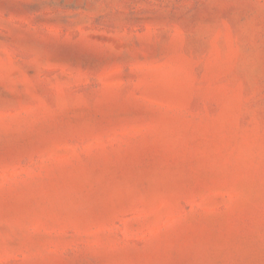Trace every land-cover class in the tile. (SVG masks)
<instances>
[{"label":"rangeland","instance_id":"1","mask_svg":"<svg viewBox=\"0 0 264 264\" xmlns=\"http://www.w3.org/2000/svg\"><path fill=\"white\" fill-rule=\"evenodd\" d=\"M0 264H264V0H0Z\"/></svg>","mask_w":264,"mask_h":264}]
</instances>
